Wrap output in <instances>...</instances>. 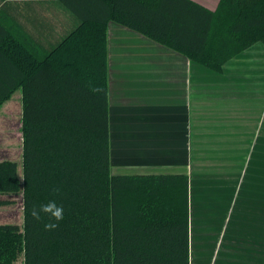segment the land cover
<instances>
[{
	"label": "trees",
	"instance_id": "16d2710c",
	"mask_svg": "<svg viewBox=\"0 0 264 264\" xmlns=\"http://www.w3.org/2000/svg\"><path fill=\"white\" fill-rule=\"evenodd\" d=\"M21 4L27 12L0 10V106L19 88L23 103V177L16 160L0 159V206L22 194L23 223L0 222V264H192L189 174L113 169L108 23L221 71L264 42V0L215 10L197 0ZM51 200L64 218L46 231L49 217L31 210Z\"/></svg>",
	"mask_w": 264,
	"mask_h": 264
},
{
	"label": "crops",
	"instance_id": "0c3cea01",
	"mask_svg": "<svg viewBox=\"0 0 264 264\" xmlns=\"http://www.w3.org/2000/svg\"><path fill=\"white\" fill-rule=\"evenodd\" d=\"M108 60L114 171H186L192 264H264V42L216 71L111 20Z\"/></svg>",
	"mask_w": 264,
	"mask_h": 264
},
{
	"label": "rangeland",
	"instance_id": "374dc122",
	"mask_svg": "<svg viewBox=\"0 0 264 264\" xmlns=\"http://www.w3.org/2000/svg\"><path fill=\"white\" fill-rule=\"evenodd\" d=\"M52 4L56 2L50 1ZM22 89H17L0 106V159L10 158L18 162V170L23 177V135H22ZM115 152L114 163H118ZM14 202L0 206V222L23 223L22 194L3 195ZM13 264H24L19 256Z\"/></svg>",
	"mask_w": 264,
	"mask_h": 264
},
{
	"label": "clouds",
	"instance_id": "9594fccd",
	"mask_svg": "<svg viewBox=\"0 0 264 264\" xmlns=\"http://www.w3.org/2000/svg\"><path fill=\"white\" fill-rule=\"evenodd\" d=\"M55 191H59L56 189ZM41 213L49 217V222L44 224L46 231L54 230L58 227V222L62 221L64 218V209L62 205H58L55 200H51L46 204H42L37 208L35 205L32 207L31 216L34 220H41ZM52 221H55L52 222Z\"/></svg>",
	"mask_w": 264,
	"mask_h": 264
}]
</instances>
